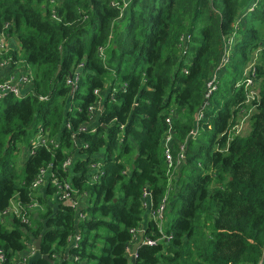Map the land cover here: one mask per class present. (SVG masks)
Wrapping results in <instances>:
<instances>
[{
  "label": "trees",
  "instance_id": "16d2710c",
  "mask_svg": "<svg viewBox=\"0 0 264 264\" xmlns=\"http://www.w3.org/2000/svg\"><path fill=\"white\" fill-rule=\"evenodd\" d=\"M1 33L20 43L5 58L33 77L22 97L0 101L2 264H15L39 239L50 261L34 264H128L132 230L145 222V190L153 210L168 197L164 233L172 239L141 244L134 264H264V0H0ZM230 41V62L200 110ZM259 49V101L234 135L246 105L244 71ZM81 64L72 95L68 78ZM100 100L95 131H81ZM173 112L187 151L171 177L163 139ZM40 126L57 147L32 142ZM19 144L29 148L23 162ZM93 164H101L97 182ZM48 168L87 195L84 218L58 200L51 176L32 189ZM34 201L46 211L31 214L33 226L3 214ZM161 237L150 219L144 238Z\"/></svg>",
  "mask_w": 264,
  "mask_h": 264
},
{
  "label": "built area",
  "instance_id": "2783aa9c",
  "mask_svg": "<svg viewBox=\"0 0 264 264\" xmlns=\"http://www.w3.org/2000/svg\"><path fill=\"white\" fill-rule=\"evenodd\" d=\"M127 7V4L125 5V8ZM254 9V7H252ZM189 36L182 37L181 41L183 42V45H186L187 42L190 40ZM232 49V41L229 42L226 48L225 56L222 59V62L218 66V68L214 71V76L212 80H210L207 83V92H206V100H208L212 96V94L217 91L218 89V77L220 76V73L224 71L226 65L230 62V51ZM11 50L10 44H9V37L6 33L0 34V63L3 64H11V59H6L5 55L8 54V52ZM103 54V53H101ZM259 54L260 49L256 50L254 53V57L247 66L246 70L244 71L245 81H244V87L246 91V105L245 107H241L239 111V124L235 125L232 129V133L234 135H237L241 133L246 127L248 120L250 119L253 112L256 110V103L259 101V93H258V78H257V65L259 64ZM20 64V63H18ZM23 71L18 74H12L8 77V79L0 80V101L10 95L13 94L16 97H22L25 92L24 88H28L33 84V77L31 76V73L25 69L24 65ZM84 65H79L73 72V74L68 78V84L72 88V95L79 89L80 82L82 77L84 76ZM98 96H101V94L105 95L104 93L100 91L95 92ZM208 105V103H207ZM206 105V106H207ZM102 100H100L97 104L93 105L90 109L92 115H91V122L87 124L86 126L82 127L81 131H95L96 123H97V115L102 109ZM205 106V108H206ZM176 113L173 112L170 118L167 119L168 123V131L163 139V147L165 150V157L166 162L168 165V173L171 177L175 173H177L181 167L184 164V161L186 159V151H187V145L181 144L177 139V133L174 129L173 123L174 119L176 117ZM203 115L200 114L199 118L202 119ZM197 131H194L191 133V136L194 137L196 135ZM76 144H78L77 139ZM34 144H40L44 146H53L57 147L58 140L56 138H52L50 135V131L48 129H44L41 126L38 129V133H36V136L34 137L33 141ZM74 164V158H69L64 164L63 168L65 172H68ZM51 167V166H50ZM91 169V175L90 180L92 182H97L99 177L97 173L101 171V164H93L90 167ZM51 176L53 184L57 187V195L58 200H60L63 203H66L74 210H78L79 212V218H84L83 214H81V206L85 199L84 195L82 196L79 191L75 190L73 185L67 181V180H59L56 178L53 174H50L49 168L48 169H42L37 180L33 184V190L38 191L42 188H44L47 185L48 178ZM167 198L166 197L161 205L156 209L153 210L152 207V200H151V194L148 190H145L144 193V204L143 208L145 211L149 214L150 219L156 222L157 228L162 233V237L160 239H153V238H144L141 240V234L145 235L146 228L142 227L139 230H132L134 233L135 239L132 242V245L128 249V258L131 262H133L138 258L137 250L135 251V247L137 245L146 244L149 246H157L162 242L169 243L172 239V236L166 235L165 232V221H166V208H167ZM40 205L37 201H34L31 205L22 207L20 204L13 203L11 208L3 212L5 216H16L21 219L22 223L27 226H33V222L31 219V214L34 213L35 210H38V207ZM80 241V237L77 236L75 239L71 241V245H77V243ZM135 247L133 248V246ZM36 249L35 246L32 244H28V248L24 251L18 254L17 257L14 258L15 264H28L30 258L35 255ZM6 261L5 254L0 250V263Z\"/></svg>",
  "mask_w": 264,
  "mask_h": 264
},
{
  "label": "crops",
  "instance_id": "0c3cea01",
  "mask_svg": "<svg viewBox=\"0 0 264 264\" xmlns=\"http://www.w3.org/2000/svg\"><path fill=\"white\" fill-rule=\"evenodd\" d=\"M9 44H10V47H11V49L13 51H19L20 50V43H19V40H18V38L16 36H13V37L9 38ZM22 71H23V66H21L20 64L12 65V64L0 63V80H4V79L8 78L10 75L18 74V73H20ZM29 89H30L29 87L28 88H24V92L25 93L28 92ZM28 154H29V148H28V153L26 155H23L24 157L21 160L22 162L26 160ZM45 211H46L45 206L44 205H40L38 207V210L34 211V215H36L35 217L38 218L40 215L44 214ZM145 216H146L145 217V222H144V225H143L144 228L147 227V223L150 220V217H149L148 213H146ZM11 219H13V217H11ZM30 245H32V244H30ZM134 247H135V245L133 246V248ZM132 264H133V262H132Z\"/></svg>",
  "mask_w": 264,
  "mask_h": 264
},
{
  "label": "water",
  "instance_id": "95a60500",
  "mask_svg": "<svg viewBox=\"0 0 264 264\" xmlns=\"http://www.w3.org/2000/svg\"><path fill=\"white\" fill-rule=\"evenodd\" d=\"M207 103H208V100H205L204 105H203V107H202L200 110H203V109L205 108V106L207 105ZM103 108H104V106H102V109H103ZM102 109H101V110H102ZM143 237H144V234H141V238H142L141 240H143ZM41 244H42L41 239H39V240L34 244L35 249H36V253H35V255H33V256L30 258L28 264H34L36 261L41 260V259H44V260L50 261L49 256L42 255V253H41ZM139 246H140V244L137 245V246L135 247L134 250L136 251V250L138 249ZM0 264H1V263H0Z\"/></svg>",
  "mask_w": 264,
  "mask_h": 264
},
{
  "label": "rangeland",
  "instance_id": "374dc122",
  "mask_svg": "<svg viewBox=\"0 0 264 264\" xmlns=\"http://www.w3.org/2000/svg\"><path fill=\"white\" fill-rule=\"evenodd\" d=\"M8 79V78H7ZM106 92V91H105ZM247 130H245V133L247 134ZM244 133V134H245ZM19 146H20V152H21V154L19 155L20 156V160H22V158L24 157L23 155H26L27 153H28V147H27V145H25V144H19ZM36 211V210H35ZM146 213L147 212H145V215H146ZM146 217V216H145ZM170 221H171V217H169V221H168V218H167V220L165 221V224H166V226H165V230H166V227L168 226V223H170ZM128 264H132V262L130 261Z\"/></svg>",
  "mask_w": 264,
  "mask_h": 264
}]
</instances>
